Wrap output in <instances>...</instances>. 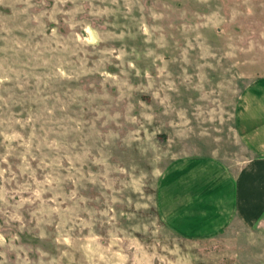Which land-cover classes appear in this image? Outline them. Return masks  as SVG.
<instances>
[{"label":"rangeland","instance_id":"rangeland-1","mask_svg":"<svg viewBox=\"0 0 264 264\" xmlns=\"http://www.w3.org/2000/svg\"><path fill=\"white\" fill-rule=\"evenodd\" d=\"M262 73L264 0H0V264H264L263 165L217 229L164 183L203 179L204 212L218 163L239 208Z\"/></svg>","mask_w":264,"mask_h":264},{"label":"crops","instance_id":"crops-1","mask_svg":"<svg viewBox=\"0 0 264 264\" xmlns=\"http://www.w3.org/2000/svg\"><path fill=\"white\" fill-rule=\"evenodd\" d=\"M239 139L244 148L248 150L244 163L239 167V208L237 202L238 179L226 175V178L220 177L222 166L218 163L211 164L212 175L209 184L204 185L212 193L210 196H204L208 200V208L202 212V206L196 205L201 194L198 189L203 188L201 178L196 182L187 183L181 181V178L168 177L164 183L170 182L171 196L168 198L175 199L170 207L169 212L174 216L176 221L186 222L195 218L200 219V213L206 214L202 219H206L208 228L217 229L229 222L233 215L239 213V219L249 221L253 218L252 202L247 201L252 197V181L259 174V165L264 166V73L253 77L243 89L239 92ZM221 178V179H220ZM163 196V197H162ZM167 195L161 192V198ZM209 197V198H208ZM222 198L223 202H220ZM192 201L195 204L192 205ZM177 204V206H176ZM186 209V210H185ZM190 222V221H188ZM182 224V225H183ZM180 225V226H182ZM184 228V227H183ZM191 228V225L188 227Z\"/></svg>","mask_w":264,"mask_h":264}]
</instances>
